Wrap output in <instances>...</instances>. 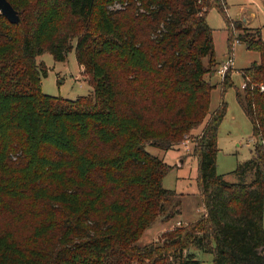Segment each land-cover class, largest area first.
Here are the masks:
<instances>
[{
    "label": "trees",
    "instance_id": "obj_1",
    "mask_svg": "<svg viewBox=\"0 0 264 264\" xmlns=\"http://www.w3.org/2000/svg\"><path fill=\"white\" fill-rule=\"evenodd\" d=\"M8 1L20 20L0 13V264H201L192 247L213 264H264L260 30L229 19L224 0ZM212 9L225 20L230 59L235 43L260 56L236 88L257 139L232 172L237 183L217 172L228 106L222 97L211 111V94L235 85L233 67L219 72ZM73 49L92 94H45L38 56L64 61ZM188 142L204 213L140 244L182 205L163 186L173 166L147 147Z\"/></svg>",
    "mask_w": 264,
    "mask_h": 264
},
{
    "label": "rangeland",
    "instance_id": "obj_2",
    "mask_svg": "<svg viewBox=\"0 0 264 264\" xmlns=\"http://www.w3.org/2000/svg\"><path fill=\"white\" fill-rule=\"evenodd\" d=\"M226 4L229 19L242 21L240 23H244V26L250 25V28H261L264 31L263 0H226ZM252 13L256 15L254 20L249 18ZM244 20H248L249 24H246ZM207 21L214 30L215 57L219 65H222L228 61L230 56L225 20L217 9H212L207 16ZM231 54L233 57L231 79L235 86L228 88L224 96H222L219 85L214 88L211 94L210 110H215L223 97L228 108L227 115L219 128L217 172L225 175L229 182L237 183L240 182V179L232 172L239 164L252 158L257 139L252 137L251 122L236 99V88L241 89L243 87L242 70L254 62H259L260 56L257 52L246 49L240 43L234 44ZM37 62L43 66L41 87L45 94L69 100L92 94L93 88L88 82L83 67L77 62L75 49L68 53L64 61H55L51 54L44 53L38 56ZM207 78L212 84H217L222 79L218 72L207 75ZM201 128L194 133H199ZM147 150L173 166V169L164 178L163 186L166 189L176 191L180 195L182 205L180 214L176 215L175 218L165 219L164 217L155 221L141 237L140 244L157 242L163 232L192 223L204 213L203 201L196 181L198 161L193 156H184L192 150L190 142L185 146L180 145L174 150L165 151L152 146H148ZM250 180L251 178H248L246 182ZM190 250L201 264H213L211 254L204 253L194 247Z\"/></svg>",
    "mask_w": 264,
    "mask_h": 264
},
{
    "label": "water",
    "instance_id": "obj_3",
    "mask_svg": "<svg viewBox=\"0 0 264 264\" xmlns=\"http://www.w3.org/2000/svg\"><path fill=\"white\" fill-rule=\"evenodd\" d=\"M0 13L11 23H18L20 20L18 12L13 8L8 0H0Z\"/></svg>",
    "mask_w": 264,
    "mask_h": 264
},
{
    "label": "built area",
    "instance_id": "obj_4",
    "mask_svg": "<svg viewBox=\"0 0 264 264\" xmlns=\"http://www.w3.org/2000/svg\"><path fill=\"white\" fill-rule=\"evenodd\" d=\"M232 66H233V60H232V58L231 59L228 58V61H226L224 64H222V67H221L219 72L222 75H224L226 73V71L228 70V68L232 67ZM263 89H264V87H261V90H263Z\"/></svg>",
    "mask_w": 264,
    "mask_h": 264
},
{
    "label": "crops",
    "instance_id": "obj_5",
    "mask_svg": "<svg viewBox=\"0 0 264 264\" xmlns=\"http://www.w3.org/2000/svg\"><path fill=\"white\" fill-rule=\"evenodd\" d=\"M225 1V3H226V0H224ZM263 2H264V0H263ZM226 8H227V4H226ZM227 10V9H226ZM250 20H254V19H256V15L254 14V13H252L251 15H250ZM245 21V23L246 24H249V21L248 20H244ZM248 28H250V25H246ZM251 29H259L260 30V32H261V34H262V37H263V30L261 29V28H251ZM264 39V38H263ZM204 212V211H203Z\"/></svg>",
    "mask_w": 264,
    "mask_h": 264
}]
</instances>
